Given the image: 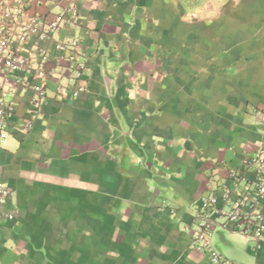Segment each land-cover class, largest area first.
<instances>
[{
  "label": "crops",
  "instance_id": "1",
  "mask_svg": "<svg viewBox=\"0 0 264 264\" xmlns=\"http://www.w3.org/2000/svg\"><path fill=\"white\" fill-rule=\"evenodd\" d=\"M226 1L200 20L183 0H25L23 20L71 4L78 20L42 43L38 113L31 88L6 87L1 210L14 217L0 220V264H212L196 236L204 200L246 190L264 145V0ZM36 41L21 47L35 61ZM207 236L264 264V228L215 216Z\"/></svg>",
  "mask_w": 264,
  "mask_h": 264
},
{
  "label": "built area",
  "instance_id": "2",
  "mask_svg": "<svg viewBox=\"0 0 264 264\" xmlns=\"http://www.w3.org/2000/svg\"><path fill=\"white\" fill-rule=\"evenodd\" d=\"M25 10V0H15L14 7L10 6L7 0H0V146L8 138L7 125L17 110L16 101L8 97L6 87L16 88L25 85L31 88L33 91L32 109L38 113L47 98L43 79L49 74L47 69L49 54L42 43L52 40L55 33L65 24H73L78 20V9L74 4L64 6L48 22H45L41 16L23 20ZM33 34L37 36V61L31 55L23 53L21 49L23 43ZM76 44L77 41L72 42L73 46ZM55 45L59 50L67 47L59 41ZM31 76L34 77V81L28 79ZM32 123V120H28L26 126L31 127ZM247 165L253 169L255 177L250 181L246 190L234 195L232 189H225L221 195L223 206L217 207L214 204L215 198L204 200L205 210L196 236L202 239L203 247L207 248L212 264H236L217 252L207 236L215 216L224 217L232 222L244 221L247 227L254 226L258 233H261L264 228V145L252 158L247 160ZM232 176L238 181H247L245 175L233 173ZM9 195V189L0 184V220L4 217H14L13 213L1 210L2 204ZM245 232H248L247 228Z\"/></svg>",
  "mask_w": 264,
  "mask_h": 264
},
{
  "label": "rangeland",
  "instance_id": "3",
  "mask_svg": "<svg viewBox=\"0 0 264 264\" xmlns=\"http://www.w3.org/2000/svg\"><path fill=\"white\" fill-rule=\"evenodd\" d=\"M214 2L215 0H183L186 17L191 18L192 16H194L199 18L200 20L211 17L208 15V13L212 11V6ZM226 2V0H223L222 7L225 5Z\"/></svg>",
  "mask_w": 264,
  "mask_h": 264
},
{
  "label": "clouds",
  "instance_id": "4",
  "mask_svg": "<svg viewBox=\"0 0 264 264\" xmlns=\"http://www.w3.org/2000/svg\"><path fill=\"white\" fill-rule=\"evenodd\" d=\"M223 0H215L212 6V11L208 13L209 16L216 15L219 12V9L222 7ZM187 18V17H186Z\"/></svg>",
  "mask_w": 264,
  "mask_h": 264
}]
</instances>
